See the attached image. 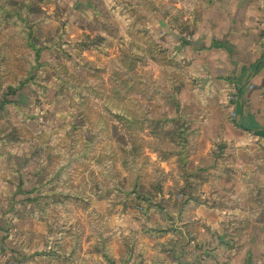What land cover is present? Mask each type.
I'll use <instances>...</instances> for the list:
<instances>
[{"label": "rangeland", "instance_id": "rangeland-1", "mask_svg": "<svg viewBox=\"0 0 264 264\" xmlns=\"http://www.w3.org/2000/svg\"><path fill=\"white\" fill-rule=\"evenodd\" d=\"M193 1L0 0V264H264L180 231L214 120Z\"/></svg>", "mask_w": 264, "mask_h": 264}, {"label": "crops", "instance_id": "crops-1", "mask_svg": "<svg viewBox=\"0 0 264 264\" xmlns=\"http://www.w3.org/2000/svg\"><path fill=\"white\" fill-rule=\"evenodd\" d=\"M183 1L175 8L187 9ZM207 9L199 11L193 37L197 46L203 45L196 77L215 78L214 86H204L203 92L214 120L211 126L206 121L209 130L203 126L200 141L206 150L196 157L209 181L200 186L198 203L186 196L180 231L184 238L196 237L192 244H218L228 236L239 253L264 254V0H214ZM216 9L220 11L214 13ZM227 94L234 99L230 106ZM226 111L229 121L223 118ZM209 159L217 163L210 172L212 166L205 165ZM221 197L227 198L225 204ZM128 254L133 253L118 248L110 258L125 264ZM127 262L135 264L131 256Z\"/></svg>", "mask_w": 264, "mask_h": 264}, {"label": "trees", "instance_id": "trees-1", "mask_svg": "<svg viewBox=\"0 0 264 264\" xmlns=\"http://www.w3.org/2000/svg\"><path fill=\"white\" fill-rule=\"evenodd\" d=\"M37 53L39 54V52L37 51ZM23 84V83H22ZM4 106H5V102H3V104H2V107L4 108ZM106 257H107V255H106Z\"/></svg>", "mask_w": 264, "mask_h": 264}, {"label": "water", "instance_id": "water-1", "mask_svg": "<svg viewBox=\"0 0 264 264\" xmlns=\"http://www.w3.org/2000/svg\"><path fill=\"white\" fill-rule=\"evenodd\" d=\"M221 148H223V147H221Z\"/></svg>", "mask_w": 264, "mask_h": 264}]
</instances>
